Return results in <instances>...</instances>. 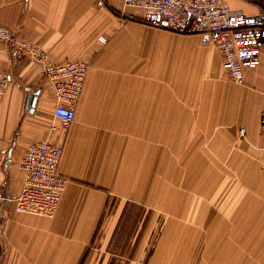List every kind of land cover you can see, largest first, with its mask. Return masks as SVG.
<instances>
[{
	"label": "crops",
	"instance_id": "obj_1",
	"mask_svg": "<svg viewBox=\"0 0 264 264\" xmlns=\"http://www.w3.org/2000/svg\"><path fill=\"white\" fill-rule=\"evenodd\" d=\"M106 1L0 0V29L52 64H90L66 126L39 66L0 40L11 78L0 95V264H264V45L237 85L199 37L140 39L145 11ZM221 1L247 16L264 6ZM43 141L63 148L67 179L51 218L13 203L19 163Z\"/></svg>",
	"mask_w": 264,
	"mask_h": 264
},
{
	"label": "built area",
	"instance_id": "obj_2",
	"mask_svg": "<svg viewBox=\"0 0 264 264\" xmlns=\"http://www.w3.org/2000/svg\"><path fill=\"white\" fill-rule=\"evenodd\" d=\"M95 4L107 7L106 0H95ZM123 6L145 11L143 22L151 28L197 36L203 44L213 46L221 57L227 78L235 84L242 83L243 69L257 67L261 62L264 6L255 16L232 10L221 0H123ZM0 40L12 55L27 58L39 66L41 77L55 93L54 117L69 125L89 73V62L52 64L44 51L3 29H0ZM98 40L106 42L103 37ZM10 84V76L0 73V95ZM259 127L264 135V112L260 115ZM62 154L61 146L46 141L27 147L19 163L25 174L23 186L13 199L17 213L45 218L55 215L67 182L58 171Z\"/></svg>",
	"mask_w": 264,
	"mask_h": 264
},
{
	"label": "rangeland",
	"instance_id": "obj_3",
	"mask_svg": "<svg viewBox=\"0 0 264 264\" xmlns=\"http://www.w3.org/2000/svg\"><path fill=\"white\" fill-rule=\"evenodd\" d=\"M136 28H138V32H137V35L139 36L140 39H144L146 37V31H151V32H167V33H171V34H174V35H179V36H183V37H187V36H193V35H180V34H177V33H174V32H170V31H166V30H159V29H155V28H149V27H146V26H140V25H137L136 24ZM103 37V36H101ZM105 38V37H103ZM106 39V38H105ZM106 42H107V39H106ZM105 42V43H106ZM105 43H102V44H105ZM226 80L230 83H233L231 82L228 78H227V75H226ZM238 85V84H237Z\"/></svg>",
	"mask_w": 264,
	"mask_h": 264
},
{
	"label": "water",
	"instance_id": "obj_4",
	"mask_svg": "<svg viewBox=\"0 0 264 264\" xmlns=\"http://www.w3.org/2000/svg\"><path fill=\"white\" fill-rule=\"evenodd\" d=\"M37 95H38V91H34L32 96L29 97V100H28V106L29 107L35 105Z\"/></svg>",
	"mask_w": 264,
	"mask_h": 264
}]
</instances>
